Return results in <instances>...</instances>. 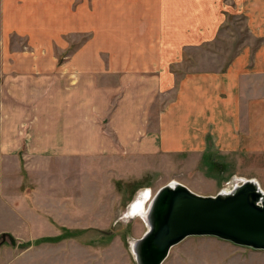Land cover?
Returning a JSON list of instances; mask_svg holds the SVG:
<instances>
[{"label":"crops","instance_id":"obj_1","mask_svg":"<svg viewBox=\"0 0 264 264\" xmlns=\"http://www.w3.org/2000/svg\"><path fill=\"white\" fill-rule=\"evenodd\" d=\"M243 1L263 42L212 65L208 47L228 34L225 0H0V160L98 163L115 177L116 163L163 153L228 155L237 167L264 153V92L244 90L264 77V0ZM47 225L33 241L61 235ZM193 240L258 250L215 236L171 249ZM60 242L0 251V264H59Z\"/></svg>","mask_w":264,"mask_h":264},{"label":"rangeland","instance_id":"obj_2","mask_svg":"<svg viewBox=\"0 0 264 264\" xmlns=\"http://www.w3.org/2000/svg\"><path fill=\"white\" fill-rule=\"evenodd\" d=\"M225 1L232 6V9L224 10L227 13V27L224 29L228 34L213 38L208 47L211 60L206 64L223 62L225 56L230 59L243 45L253 49L263 42V38L250 34L244 1ZM2 34L0 24V59ZM197 52L199 54H191L192 59H201L203 53ZM185 69L190 67L185 66ZM255 79L254 76L248 77L244 90L264 92V77L261 76L258 87L252 89ZM160 101L154 105L155 110ZM24 102L17 97L19 106ZM16 121L18 126V117ZM258 148L262 146L256 143L250 149ZM8 157V160L7 157L0 160V251L15 254L35 244H43L46 241L35 242L33 239L40 233L46 234L50 229L47 224L51 223L63 232L59 243V264H136L131 243L147 227L133 206L146 190L153 195L160 186L173 179L203 195H214L249 178L255 179L264 190V153L252 157L245 155L238 167L229 161L228 155L221 157L207 153L200 157L197 153L179 156L163 153L116 163L115 177L106 172L108 168L101 172L98 163L25 164ZM144 201V198L140 201L142 206L147 202ZM49 203L53 204L52 208L47 207ZM126 212L130 215L125 222L123 214ZM42 237L45 236L36 240ZM187 243L171 249L162 264H264V251L236 249L231 253L224 246H218L220 249L216 251L212 242L193 240ZM46 250L52 255L56 252L50 246ZM52 264L56 262L52 260Z\"/></svg>","mask_w":264,"mask_h":264},{"label":"water","instance_id":"obj_3","mask_svg":"<svg viewBox=\"0 0 264 264\" xmlns=\"http://www.w3.org/2000/svg\"><path fill=\"white\" fill-rule=\"evenodd\" d=\"M143 221L146 231L131 243L136 264H162L188 236H215L264 250V190L253 178L214 195L168 182L154 193Z\"/></svg>","mask_w":264,"mask_h":264},{"label":"bare ground","instance_id":"obj_4","mask_svg":"<svg viewBox=\"0 0 264 264\" xmlns=\"http://www.w3.org/2000/svg\"><path fill=\"white\" fill-rule=\"evenodd\" d=\"M237 177V176H236ZM175 182H178L177 180H171L170 181V184H173V183H175ZM148 193H149V195H148V199H145V201H147L145 204H143V206H142V210L141 211H137V213H140V216H142V217H145L146 216V214H147V207H148V203H149V201L152 199V197H153V195H152V193H150V190H146ZM143 200V197H142V199L141 200H139L138 202H140V201H142ZM144 201V202H145ZM132 212V211H131Z\"/></svg>","mask_w":264,"mask_h":264},{"label":"snow or ice","instance_id":"obj_5","mask_svg":"<svg viewBox=\"0 0 264 264\" xmlns=\"http://www.w3.org/2000/svg\"><path fill=\"white\" fill-rule=\"evenodd\" d=\"M144 199H147L149 193L145 191L141 194ZM134 212L141 211L142 210V204L140 202H137L136 205L133 206Z\"/></svg>","mask_w":264,"mask_h":264},{"label":"trees","instance_id":"obj_6","mask_svg":"<svg viewBox=\"0 0 264 264\" xmlns=\"http://www.w3.org/2000/svg\"><path fill=\"white\" fill-rule=\"evenodd\" d=\"M63 232L61 233V235L59 236H56V237H42V238H39L38 240H35V242H42V241H56V240H59L61 237H63Z\"/></svg>","mask_w":264,"mask_h":264},{"label":"clouds","instance_id":"obj_7","mask_svg":"<svg viewBox=\"0 0 264 264\" xmlns=\"http://www.w3.org/2000/svg\"><path fill=\"white\" fill-rule=\"evenodd\" d=\"M129 215H130V214H129L128 212H126V213L123 214V216H124V218H125V222H126V219H127V217H128ZM142 219H144V217H142Z\"/></svg>","mask_w":264,"mask_h":264}]
</instances>
